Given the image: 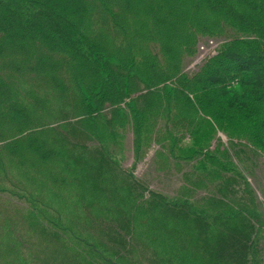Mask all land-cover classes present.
Segmentation results:
<instances>
[{"label":"trees","instance_id":"16d2710c","mask_svg":"<svg viewBox=\"0 0 264 264\" xmlns=\"http://www.w3.org/2000/svg\"><path fill=\"white\" fill-rule=\"evenodd\" d=\"M201 37L218 47L186 69ZM128 135L176 190L124 165ZM259 168L264 0H0V197L73 254L59 264H264ZM99 195L127 221L72 228ZM12 237L0 252L27 248Z\"/></svg>","mask_w":264,"mask_h":264},{"label":"rangeland","instance_id":"374dc122","mask_svg":"<svg viewBox=\"0 0 264 264\" xmlns=\"http://www.w3.org/2000/svg\"><path fill=\"white\" fill-rule=\"evenodd\" d=\"M107 35L110 36V32ZM207 40H212L217 43L218 47L217 39L207 37L199 38V42L196 44L195 54L191 58L186 59V69L193 68L192 63L195 59L203 56L198 49V45L200 43L207 44ZM200 61L201 59L199 62ZM129 140L130 138L128 135V138L125 139L124 145L126 149V156L122 161L124 165H129L130 167V165L133 164V174L138 178L146 180L149 189L162 190L169 193L176 190L180 185V174H174V170L169 173H164V168L167 166V160L160 157L153 159L154 150L151 149L142 163H133L131 160V147ZM92 163L93 162L89 159L86 166ZM86 169L91 172L89 167ZM182 171L183 170H181V172ZM250 180L256 191V195L260 200V210L264 214V169L262 170V168H259ZM99 196L106 200L105 205L99 204L96 206L82 204L79 205L78 208H74L70 214L67 213V218L70 219L72 228L80 227L83 231H88L101 236L100 234L104 222L109 223L114 219L112 223L118 225L119 223H125L127 221L125 219L127 203L113 202L109 199L110 196ZM8 198L5 199L4 197H0V238L4 243L10 240L12 244L13 235L15 239H19L20 241L23 240V242L26 243L27 248H24L23 250L21 247L15 248V252L10 254L0 252V264H18L19 262L11 259L21 260L24 257H31L32 264H59L56 259H61L62 263L70 260V257L73 256V254L71 252H65L66 249L63 248V244H58L57 236L44 229L43 224H39V219H27L26 212L21 208H13L11 202L15 200H10ZM64 218L67 220L65 215ZM76 218H80L81 222L78 220L76 221ZM153 221L154 219L149 220L150 227L154 226ZM262 234L264 240V233ZM27 259L28 258H26V260Z\"/></svg>","mask_w":264,"mask_h":264},{"label":"built area","instance_id":"2783aa9c","mask_svg":"<svg viewBox=\"0 0 264 264\" xmlns=\"http://www.w3.org/2000/svg\"><path fill=\"white\" fill-rule=\"evenodd\" d=\"M214 45L215 44L213 43V41L212 40H209L207 42V44H200L198 46V49H199V51H200L201 54H208L209 52L212 51Z\"/></svg>","mask_w":264,"mask_h":264}]
</instances>
